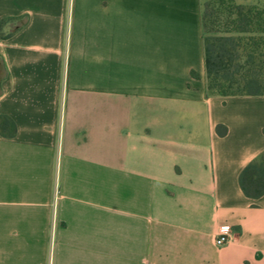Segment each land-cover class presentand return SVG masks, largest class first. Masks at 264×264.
I'll use <instances>...</instances> for the list:
<instances>
[{"label": "crops", "instance_id": "obj_1", "mask_svg": "<svg viewBox=\"0 0 264 264\" xmlns=\"http://www.w3.org/2000/svg\"><path fill=\"white\" fill-rule=\"evenodd\" d=\"M206 1L0 0V264H264V96L207 92Z\"/></svg>", "mask_w": 264, "mask_h": 264}, {"label": "trees", "instance_id": "obj_2", "mask_svg": "<svg viewBox=\"0 0 264 264\" xmlns=\"http://www.w3.org/2000/svg\"><path fill=\"white\" fill-rule=\"evenodd\" d=\"M224 4V34L205 35L207 12L202 10L204 68L206 90L220 97L264 96V9L237 5L233 0H220ZM8 21H0V39ZM19 25L13 30H18ZM219 135L226 129L218 126ZM16 132L10 118L0 115V135L12 138ZM242 192L248 198L264 194V154L244 167L238 177Z\"/></svg>", "mask_w": 264, "mask_h": 264}, {"label": "rangeland", "instance_id": "obj_3", "mask_svg": "<svg viewBox=\"0 0 264 264\" xmlns=\"http://www.w3.org/2000/svg\"><path fill=\"white\" fill-rule=\"evenodd\" d=\"M203 11L207 12L205 35L218 36L224 34V4H220V0H207L203 4ZM19 24L17 21H8L4 32H11L15 26ZM211 96H217L210 94Z\"/></svg>", "mask_w": 264, "mask_h": 264}, {"label": "built area", "instance_id": "obj_4", "mask_svg": "<svg viewBox=\"0 0 264 264\" xmlns=\"http://www.w3.org/2000/svg\"><path fill=\"white\" fill-rule=\"evenodd\" d=\"M231 233L232 229L227 225L218 227L214 237V245L216 248L219 249L228 244L231 238Z\"/></svg>", "mask_w": 264, "mask_h": 264}]
</instances>
